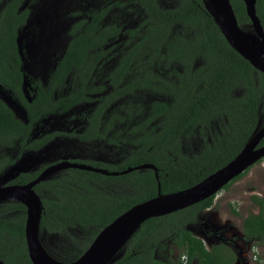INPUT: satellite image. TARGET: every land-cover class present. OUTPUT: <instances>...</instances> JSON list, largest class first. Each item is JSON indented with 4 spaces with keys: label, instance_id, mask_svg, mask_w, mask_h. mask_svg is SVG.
Masks as SVG:
<instances>
[{
    "label": "trees",
    "instance_id": "16d2710c",
    "mask_svg": "<svg viewBox=\"0 0 264 264\" xmlns=\"http://www.w3.org/2000/svg\"><path fill=\"white\" fill-rule=\"evenodd\" d=\"M24 1L8 0L0 12V83L24 110L37 115L22 122L0 99V146H16L24 155L40 152L52 140L30 138L34 122L93 102L94 112L88 121L92 117L89 124L97 129L91 134L97 138L104 112L112 110L111 117L117 120H124L119 109L125 110L127 120L144 114V101L130 103L129 93L143 89L165 98L151 102L144 120L128 132L136 131L129 139L125 138L127 126L105 125L107 131L118 135L117 145L123 147L124 158L111 170L150 163L156 167V175L150 168L118 176L65 169L34 187L43 204L39 234L52 254L59 248L49 244L50 237L62 235L79 243L84 234L91 233L78 258L115 217L156 196L158 185L165 194L201 181L229 162L262 125L264 74L228 44L203 0H102L86 12L90 18L82 16L73 23L72 39L47 83L35 80L32 90L24 84L17 43L18 31L29 14ZM230 3L239 26L250 30L242 0ZM256 11L264 28V0L257 1ZM126 13L133 15L126 19ZM105 56L114 65L104 76L96 73L101 69L96 63ZM155 64H160L159 69ZM164 70L169 73L163 74ZM95 74L100 84L93 83ZM91 130L84 131L81 139ZM185 138L193 139L195 152L191 155L184 153ZM262 144L264 137L258 145ZM6 160L0 158V169ZM36 175L21 173L12 181L24 184ZM213 197L146 220L110 264H236L237 257L226 241L220 239L206 248L188 227L199 223V213L212 205ZM252 200L258 212L243 218L242 233L247 241L264 247V197L254 195ZM230 210L237 214L234 207ZM25 217L22 203H0V259L4 264H31L24 237ZM168 243L173 246L167 249L169 253L178 250L177 258L157 259L155 254Z\"/></svg>",
    "mask_w": 264,
    "mask_h": 264
},
{
    "label": "water",
    "instance_id": "95a60500",
    "mask_svg": "<svg viewBox=\"0 0 264 264\" xmlns=\"http://www.w3.org/2000/svg\"><path fill=\"white\" fill-rule=\"evenodd\" d=\"M256 3L257 0H243L251 27L250 30H246L239 26L230 0H204L205 7L228 44L256 70L264 74V28L257 15ZM263 137L264 123L258 126L254 134L229 162L187 188L163 194L160 192L158 185L156 196L132 205L115 217L98 232L87 249L72 261L56 260L44 248L39 234L43 204L34 187L64 168L83 169L111 176L150 168L154 170L156 175L154 165L144 163L120 171L109 172L106 169L86 163L62 160L47 166L35 178L24 184H7L21 172L29 170V167L25 164V159L28 158L27 155L29 154H26L5 168L0 174V202L12 200L25 206L24 237L31 264H110L119 258L122 247L143 222L150 218L164 216L184 209L216 194L232 179L263 158L264 144L258 145ZM0 264H4L1 259Z\"/></svg>",
    "mask_w": 264,
    "mask_h": 264
},
{
    "label": "rangeland",
    "instance_id": "374dc122",
    "mask_svg": "<svg viewBox=\"0 0 264 264\" xmlns=\"http://www.w3.org/2000/svg\"><path fill=\"white\" fill-rule=\"evenodd\" d=\"M100 0H38L33 5L30 15L26 24L23 26L18 36L19 48L23 59V69L26 73L25 87L28 86L30 78H39L43 83H46L49 74L51 73L57 57L67 47L71 35L70 28L73 24L74 17L70 16V12L88 9L93 7ZM165 2V0H162ZM4 3H0V9ZM144 103L142 106L145 112L140 116H136L132 122L127 126L126 137H131L132 134L128 133L131 127L141 123L147 115L148 108L154 100L164 101V97L160 93L144 92L141 96ZM0 98L13 110L15 116L21 120H25L24 113L21 107L11 97L9 92L0 88ZM140 99V98H139ZM130 103L135 101L134 98L129 99ZM74 114L80 113L79 111L73 112ZM124 112H121L123 114ZM69 118V114L49 118V127L69 128L77 119ZM46 121V120H45ZM48 121V120H47ZM46 121V122H47ZM264 123V116L261 119ZM69 126V127H67ZM37 134V133H36ZM186 139V138H185ZM185 143L184 153L191 155L195 151L193 139L187 138ZM79 144L73 141H59L54 140L47 145L44 150L36 154L27 155L25 159L26 165L29 169H38L41 165L53 162L65 155L67 157L80 156L83 158H92L89 153L79 151ZM82 147L85 148L84 145ZM14 151L8 148L0 147V158L10 157ZM118 147L111 150L104 159L105 165L108 169H112V163L120 162L124 158L119 154ZM61 155V156H60ZM95 155H98L97 153ZM1 170V169H0ZM3 171V170H2ZM0 172V174L2 173ZM264 197V159L257 161L254 165L246 170L238 179L233 181L228 188L220 190L217 196L214 197L213 204L210 210H203L199 217L204 223L200 225H189L191 232L202 239L206 248H210L211 244L220 241L222 233L228 236L234 235L236 239L242 238L247 246H252L253 241L246 240L242 233L241 223L245 216L249 213L258 212V206L254 204L252 196ZM1 203V202H0ZM234 207L237 214L231 212L230 208ZM206 229V230H205ZM211 231V232H207ZM72 233V231H70ZM216 233L218 236H216ZM91 233L84 234L83 239L79 243H72L69 237L66 236H52L48 242L52 246L59 248L55 255L49 250L51 257L57 258L59 261L67 262L68 260L75 259L84 247ZM224 238V237H223ZM225 239V238H224ZM229 247H231L229 245ZM173 246L168 243L167 248L155 254L159 260H167V258L175 259L178 255V250L175 248L171 253L167 249H172ZM232 248V247H231ZM253 248L257 250V261H252L251 264H264V247L261 245H254ZM193 264H196L194 261ZM237 264H247L246 260L238 258Z\"/></svg>",
    "mask_w": 264,
    "mask_h": 264
},
{
    "label": "flooded vegetation",
    "instance_id": "af4514ba",
    "mask_svg": "<svg viewBox=\"0 0 264 264\" xmlns=\"http://www.w3.org/2000/svg\"><path fill=\"white\" fill-rule=\"evenodd\" d=\"M8 0H0V3H4V5H3V7L5 6V4H6V2H7ZM37 1L38 0H25L24 1V7H28L29 8V14H28V16H27V19H26V22H27V20H28V17H29V15H30V12H31V9H32V7H33V5L34 4H36L37 3ZM102 0H100L99 1V3H97L95 6H93V7H88V9L86 8V9H83V10H77V11H72V12H70V16H72V17H74L75 19H74V21H73V23H75V22H77L78 20H79V18L80 17H82V16H86V18H90L89 16H88V13H86V12H88V10L90 11V10H92V9H94V8H96L97 7V5L98 4H100V2H101ZM204 1V0H203ZM258 1V0H257ZM242 2H243V0H242ZM232 5V4H231ZM3 7L0 9V12L2 11V9H3ZM76 13V14H75ZM127 15H126V19L127 18H131L132 17V13H126ZM26 22H25V24H26ZM72 26H73V24H72ZM72 26H71V28H70V35H71V38H70V41H71V39H72V33H71V29H72ZM23 28V27H22ZM22 28H20L19 29V31H18V34H17V43H18V36H19V32L21 31V29ZM79 30L80 29H78L75 33L76 34H78L79 33ZM70 41H69V43H70ZM68 43V44H69ZM18 49H19V53H20V56H21V59H22V54H21V51H20V48H19V43H18ZM66 49V48H65ZM64 49V50H65ZM63 50V51H64ZM62 51V52H63ZM60 55H61V53H60ZM60 55L57 57V59H56V62H55V65H56V63H57V61H58V59H59V57H60ZM108 57L107 56H105V57H103V58H101L100 59V61H98L97 63H96V68H101V69H99V71L97 72L96 71V73H98V74H102V75H106L107 74V72L108 71H110V69H111V67H113V65H114V61H112V59L111 60H109V59H107ZM55 65H54V67H55ZM159 65L160 64H158L157 66H156V64L154 65V67L155 68H157V69H159ZM53 67V68H54ZM161 67H163V65H161ZM22 69H23V59H22ZM161 70H163V69H161ZM23 71H24V69H23ZM52 71H53V69H52ZM51 71V72H52ZM24 73H25V71H24ZM169 73V71L168 72H166V70H164V73L163 74H168ZM50 75V74H49ZM172 76V74H170V77ZM25 77H26V73H25ZM49 77V76H48ZM94 78H95V81H93V83L96 85V84H100L101 83V81H100V77L97 75V74H95L94 75ZM94 78H93V80H94ZM103 78H105V77H103ZM102 79V78H101ZM35 80H40L41 81V79H39V78H30L29 77V80H28V88L29 89H33L32 88V86H31V83L33 82V81H35ZM48 80V79H47ZM25 82H26V79H25ZM25 82H24V84H25ZM42 82V81H41ZM43 83V82H42ZM46 83H47V81H46ZM46 83H43V84H46ZM105 83H107V80H106V82ZM0 88H2L3 90H6L3 86H2V84L0 83ZM107 90L109 89V85L107 84V88H106ZM7 91V90H6ZM27 88L26 89H24V92H25V94H26V96H27ZM7 92H9V91H7ZM145 92V90H143V89H136L133 93H129V96H128V98H134L135 99V101H133V104L136 102V101H142V98L143 97H141L142 95H143V93ZM9 94H10V92H9ZM11 95V94H10ZM11 97H12V95H11ZM13 98V97H12ZM140 98V99H139ZM1 99V98H0ZM14 99V98H13ZM15 100V99H14ZM15 102L21 107V105L23 106V104L22 103H20L19 101V103L21 104H19L16 100H15ZM95 105H94V102L93 103H89V104H85V105H83V106H79V107H75L73 110H71V111H69V112H67V113H63V114H58V113H56V114H52V115H49V117H48V115H47V117L45 118H43V119H41L40 121H36V122H34V124H33V126H32V128H31V134H30V138H33V139H37V140H39V141H43V139H45V138H48V137H50V140H52L51 142H53L54 140H59V141H62V142H65V141H73V140H75V142L77 143V144H79V146H78V148L80 149L79 151H81V152H83V153H89L91 156H93L92 158H83V157H80V156H75V157H67V156H65V155H62L63 157H61V158H59V159H57V160H55V161H53V162H50V163H46V164H43V165H41L38 169H34V170H31V169H29L28 171H26V172H21V173H29V172H37V175L43 170V169H45L47 166H50V165H53V164H56V163H58V162H61L62 160H68V161H70V162H77V163H86V164H89V165H92V163H94V164H102V165H105V162H104V159L103 158H105L109 153H111V150L113 149V147H115V148H117L118 147V149H119V152L117 153V154H119L120 153V151H121V154L123 153L122 151H123V147L120 145V146H118L117 145V137H118V135H114L113 134V132H111V131H107L108 129H106V126L105 125H112V124H114L116 127H124V126H128L129 125V123L130 122H132L133 121V119L136 117V116H139V114H137V115H135L134 117H132L131 119H129V120H127V118H128V116L126 115V113H125V110H118V114L120 115V117H121V115H122V117H123V119L124 120H122V119H120V120H117L116 119V117H111V113H112V110H110V111H108L107 113L106 112H104L101 116H100V118H99V120H100V125H99V131H98V134H99V137H97V138H93V135L91 134V133H95L96 132V127L94 128V130H93V128L91 127V125L89 124V121H92V117H90L89 118V121H88V116L90 115V114H93V112H94V110H93V107H94ZM21 109H22V111H23V113H24V116H25V120H21L22 122H27L28 121V116H30V115H32V116H35V115H37V113L36 112H29V110L28 109H26V110H24L22 107H21ZM76 111H79L80 113H78V114H74L73 112H76ZM121 112H124L123 114H121ZM67 114H69V118H67L66 119V121H68L69 119H71V120H73V119H77V120H75V124H74V126H73V123H71L72 125L69 127V126H67V127H69V128H67V129H65V128H57V129H55L54 127H49V118H51V117H56V116H62V115H67ZM126 115V116H125ZM47 122H46V121ZM140 124V123H139ZM139 124H137V125H139ZM137 125H135L134 127H136ZM105 126V127H104ZM133 127H131V129H132ZM90 129H92L91 130V132L89 133H87L88 135L86 136V139H81V134L84 132V131H90ZM130 129V130H131ZM140 129V128H139ZM136 132V131H135ZM135 132H133V133H135ZM37 133V134H36ZM132 132H131V134H133ZM121 136H124V133H122L121 134ZM30 138H29V141H30ZM125 138L126 139H129V138H131V137H126L125 136ZM118 141H122V140H118ZM82 145H84L85 146V148H87V149H84V147H82ZM0 147H4V148H8L9 150H12V151H14L13 152V154L10 156V157H2V158H6L7 160H6V163H5V165H3V167L1 168V170H0V172L2 171V170H4L5 168H7L9 165H10V163H11V161H13L12 162V164L16 161V160H18L22 155H24V153H25V151H20L21 149H19V148H16V146L14 147H11V146H0ZM42 150H44V149H42ZM41 150V151H42ZM40 151V152H41ZM22 152V153H21ZM98 154V155H95V154ZM61 156V155H60ZM121 162V161H120ZM120 162H115V163H112V165L111 166H114V165H117L118 163H120ZM92 166H94V165H92ZM94 167H98V166H94ZM98 168H103V169H106L107 171H109V172H111V171H118V170H108L107 169V167L106 166H104V167H98ZM65 169H77V168H64V169H62V170H65ZM62 170H60V171H62ZM60 171H58V172H56L55 174H57V173H59ZM20 173V174H21ZM19 174V175H20ZM55 174H53V175H55ZM18 175V176H19ZM36 175V176H37ZM108 176H111V175H108ZM11 183H16V182H13V181H10V182H8L7 184H11ZM213 200H214V197H213ZM213 204V203H212ZM212 206V205H211ZM210 206V207H211ZM210 207H207V208H205L204 210H210ZM201 213V212H200ZM200 213H199V215H200ZM198 219H199V223L198 224H196V225H200V224H202V226L204 225V223L200 220V217L198 216ZM206 230V229H205ZM207 232H211V231H208L207 230ZM216 236H218L217 235V233H216ZM221 237L219 238V239H221V240H223V241H226L227 243H228V245H230L232 248V250L234 251V253H235V255H236V257H237V261H238V258L239 257H241V253L243 254L244 253V256H245V254L246 253H248L249 252V250H248V244H247V246H246V244H245V242H244V239H242L241 237L240 238H238V239H236V237L234 236V235H232V236H228V234L226 235V234H224V233H222L221 235H220ZM225 239H224V238ZM92 242V241H91ZM90 242V243H91ZM217 242V241H216ZM90 245V244H89ZM88 245V246H89ZM87 249V248H86ZM85 249V250H86ZM84 250V251H85ZM83 251V252H84ZM48 252V251H47ZM49 253V252H48ZM54 259H56L57 260V258H55L54 257ZM69 261V260H68ZM236 264H237V262H236Z\"/></svg>",
    "mask_w": 264,
    "mask_h": 264
},
{
    "label": "built area",
    "instance_id": "2783aa9c",
    "mask_svg": "<svg viewBox=\"0 0 264 264\" xmlns=\"http://www.w3.org/2000/svg\"><path fill=\"white\" fill-rule=\"evenodd\" d=\"M248 250H249V252L248 253H246L245 254V256H244V253L242 254L241 253V259L243 260H246V262H247V264H251V262L253 261H257L258 259H257V250H255L254 248H252V247H249V244H248ZM182 259H183V263H185L186 261H185V257L183 256L182 257Z\"/></svg>",
    "mask_w": 264,
    "mask_h": 264
},
{
    "label": "clouds",
    "instance_id": "9594fccd",
    "mask_svg": "<svg viewBox=\"0 0 264 264\" xmlns=\"http://www.w3.org/2000/svg\"><path fill=\"white\" fill-rule=\"evenodd\" d=\"M263 159H264V157L261 158L260 160H258V162H259V161H262ZM253 165H254V164H253ZM249 168H250V167H249ZM245 171H246V170H245ZM232 180H233V179H232ZM232 180H231V181H232ZM227 184H228V183H227ZM223 187H224V186H223ZM223 187H222V188H223ZM222 188H221L220 190H222ZM220 190H219V191H220ZM219 191H218V192H219ZM218 192H217L216 194H214V197L217 196ZM250 243H253L252 246L249 244V247H252V248H253L254 245H257V244H255L254 242H250ZM183 256H184V255H183ZM183 256H181V260H182V262H183V259H182ZM184 257H185V256H184ZM185 261H186V257H185ZM237 262H238V261H237Z\"/></svg>",
    "mask_w": 264,
    "mask_h": 264
},
{
    "label": "bare ground",
    "instance_id": "6f19581e",
    "mask_svg": "<svg viewBox=\"0 0 264 264\" xmlns=\"http://www.w3.org/2000/svg\"><path fill=\"white\" fill-rule=\"evenodd\" d=\"M45 257H46L47 259H49V258L47 257V255H45Z\"/></svg>",
    "mask_w": 264,
    "mask_h": 264
}]
</instances>
